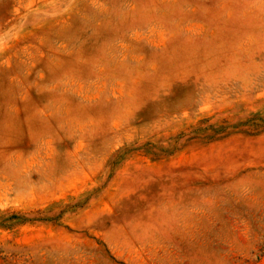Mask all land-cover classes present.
Masks as SVG:
<instances>
[{
	"label": "rangeland",
	"instance_id": "1",
	"mask_svg": "<svg viewBox=\"0 0 264 264\" xmlns=\"http://www.w3.org/2000/svg\"><path fill=\"white\" fill-rule=\"evenodd\" d=\"M0 264H264V0H0Z\"/></svg>",
	"mask_w": 264,
	"mask_h": 264
}]
</instances>
